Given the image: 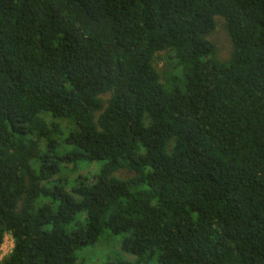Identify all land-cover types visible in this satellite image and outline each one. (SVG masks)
<instances>
[{"label": "trees", "instance_id": "16d2710c", "mask_svg": "<svg viewBox=\"0 0 264 264\" xmlns=\"http://www.w3.org/2000/svg\"><path fill=\"white\" fill-rule=\"evenodd\" d=\"M105 233L104 264H264V0H0V264Z\"/></svg>", "mask_w": 264, "mask_h": 264}, {"label": "rangeland", "instance_id": "374dc122", "mask_svg": "<svg viewBox=\"0 0 264 264\" xmlns=\"http://www.w3.org/2000/svg\"><path fill=\"white\" fill-rule=\"evenodd\" d=\"M207 40L210 42L214 43L217 47V57L221 61H228L233 53V43L231 40V37L229 35V32L226 27V21L222 17H217L216 18V29L214 32L209 34L207 37ZM170 64L176 65L177 62L175 61L173 54H168L164 53L162 54V60L159 61L158 63V69L161 72V74L164 76L166 71L169 69ZM180 69L176 70L177 73H180ZM109 99V96H105L104 100L107 101ZM59 124L61 127L65 128L67 127L66 122H60ZM73 169V166H69L68 170H65L60 177V179H69L70 183L72 184L75 179L77 178L78 175L81 176H86L87 172H92L91 168L90 170L88 169H78L75 174L71 172ZM117 176L121 179H127L128 177L132 176V174L128 173L127 171H120ZM70 191V190H69ZM7 246H11V243L13 241V238L11 235L7 236ZM121 242H122V237L114 236L111 237L109 234L105 233V235L101 238L100 242L97 244L96 247L87 250L84 254L81 255V258L84 256L85 259L80 260L78 264H104L106 261H114L121 256H124L125 259L129 262L133 261V258L127 255H123L121 252ZM4 251H1L2 258L7 257L10 253L9 250L6 251L5 256ZM80 258V259H81Z\"/></svg>", "mask_w": 264, "mask_h": 264}, {"label": "built area", "instance_id": "2783aa9c", "mask_svg": "<svg viewBox=\"0 0 264 264\" xmlns=\"http://www.w3.org/2000/svg\"><path fill=\"white\" fill-rule=\"evenodd\" d=\"M7 236H8V235H7ZM7 236H6V238H5L4 244H3L2 249H1V251H4V252H5V254H3V256L7 255V254H6V251H8V250H9V253H11L12 250H13V247H14V241H12L10 247L7 246V245H8V243H7V238H8V237H7ZM9 236H10V235H9Z\"/></svg>", "mask_w": 264, "mask_h": 264}]
</instances>
